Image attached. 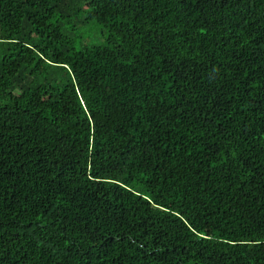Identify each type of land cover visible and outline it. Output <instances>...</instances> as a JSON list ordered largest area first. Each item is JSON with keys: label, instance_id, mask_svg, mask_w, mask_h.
<instances>
[{"label": "trees", "instance_id": "16d2710c", "mask_svg": "<svg viewBox=\"0 0 264 264\" xmlns=\"http://www.w3.org/2000/svg\"><path fill=\"white\" fill-rule=\"evenodd\" d=\"M0 264H264V0H0Z\"/></svg>", "mask_w": 264, "mask_h": 264}]
</instances>
